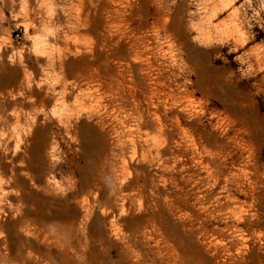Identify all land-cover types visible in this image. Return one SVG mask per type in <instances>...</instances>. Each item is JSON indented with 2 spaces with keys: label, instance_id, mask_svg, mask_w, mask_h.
Listing matches in <instances>:
<instances>
[{
  "label": "rangeland",
  "instance_id": "1",
  "mask_svg": "<svg viewBox=\"0 0 264 264\" xmlns=\"http://www.w3.org/2000/svg\"><path fill=\"white\" fill-rule=\"evenodd\" d=\"M260 3L0 0V264H264Z\"/></svg>",
  "mask_w": 264,
  "mask_h": 264
},
{
  "label": "bare ground",
  "instance_id": "2",
  "mask_svg": "<svg viewBox=\"0 0 264 264\" xmlns=\"http://www.w3.org/2000/svg\"><path fill=\"white\" fill-rule=\"evenodd\" d=\"M80 2V1H79ZM80 4V3H79ZM78 7V6H77ZM81 8V7H80ZM87 18H88V16H85V21H87ZM83 23V22H82ZM84 25V24H83ZM86 29V28H85ZM87 30V29H86ZM136 55H139V54H141L139 51H136V53H135ZM135 55V56H136ZM137 59V58H136ZM151 65L152 64H150L149 65V68L151 67ZM145 78H141V83L143 84L144 82H145ZM129 87V86H128ZM144 88H146V87H144ZM151 88H152V86H151ZM149 90L150 91H153V88L152 89H150V86H149ZM148 91V90H147ZM47 92V91H46ZM49 94V93H48ZM46 97V96H45ZM179 102H180V105H181V107H179V109L180 108H182L183 110V112H185L186 111V113L188 112V108H187V106L185 105V100L183 99V97H180L179 98V100H178ZM181 110V109H180ZM15 114V113H14ZM18 117L19 116H15V115H13V113H12V115H10V119L11 118H13V119H18ZM9 118V117H8ZM11 121V120H10ZM13 121V120H12ZM16 121V120H15ZM11 123V122H10ZM7 134L5 133V136H6ZM10 135V134H9ZM5 138V137H4ZM2 140V139H1ZM2 142V141H1ZM17 144V143H16ZM0 145H1V143H0ZM15 146H17V145H15ZM15 149H17V148H15L14 147V150ZM16 152H17V150H15ZM15 151H14V153H15ZM6 189V190H5ZM4 189V187H3V184L0 182V213H2V214H6L7 215V209L4 207V201L6 200V198H8L9 197V193L8 192H6L7 191V188H5ZM18 191V190H17ZM16 192V191H15ZM6 201H8V200H6ZM6 217V216H5ZM14 228V227H13ZM22 229V228H21ZM18 230H19V228H18ZM1 231H2V229H1ZM114 231H115V229H114ZM4 233V232H3ZM2 233V234H3ZM112 233V232H111ZM115 233V232H114ZM2 234H1V232H0V237L2 236ZM5 234V233H4ZM115 235V234H114ZM108 236L110 237L111 236V234H108ZM4 238V237H3ZM246 245H248L249 244V238H247L246 239ZM101 242V241H100ZM0 244L2 245V247H4L6 250H7V255L6 256H4V258H7V256L10 258L11 256H13V252H12V250L10 249V247L7 245V243L5 242V241H3V239H0ZM64 247H65V250L67 249V250H69V249H73V247H72V245L70 244V242L69 241H67V242H65V244H64ZM110 252V251H109ZM29 253V252H28ZM24 256V255H23ZM27 258H29V255H28V257ZM27 258H23V257H21L20 259H21V261H19V263H21V264H23V263H26L25 261H26V259ZM65 258H68V255L67 254H65ZM15 261H17L16 259L14 260V262Z\"/></svg>",
  "mask_w": 264,
  "mask_h": 264
},
{
  "label": "built area",
  "instance_id": "3",
  "mask_svg": "<svg viewBox=\"0 0 264 264\" xmlns=\"http://www.w3.org/2000/svg\"><path fill=\"white\" fill-rule=\"evenodd\" d=\"M14 42L18 46H21L24 43V33L22 31L15 34Z\"/></svg>",
  "mask_w": 264,
  "mask_h": 264
},
{
  "label": "clouds",
  "instance_id": "4",
  "mask_svg": "<svg viewBox=\"0 0 264 264\" xmlns=\"http://www.w3.org/2000/svg\"><path fill=\"white\" fill-rule=\"evenodd\" d=\"M249 7H251V5H249ZM260 9H261V10H264V0H261V3H260ZM255 14L258 15L259 13L256 12Z\"/></svg>",
  "mask_w": 264,
  "mask_h": 264
}]
</instances>
